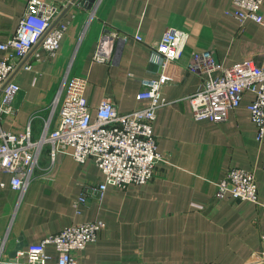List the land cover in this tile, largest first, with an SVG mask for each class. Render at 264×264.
Masks as SVG:
<instances>
[{
	"label": "crops",
	"instance_id": "0c3cea01",
	"mask_svg": "<svg viewBox=\"0 0 264 264\" xmlns=\"http://www.w3.org/2000/svg\"><path fill=\"white\" fill-rule=\"evenodd\" d=\"M28 0H0V41L11 39ZM66 5L60 20L68 26L56 56L41 49L32 69L17 74L20 92L14 112L0 120L3 130L21 132L33 115L34 135L67 77L87 79L86 98L93 111L103 99L122 113L146 107L138 100L141 80L156 77L159 61L152 43L169 27L188 35L183 56L167 64L154 133L159 162L156 176L125 188L108 185L102 198L93 187L106 180L93 158L76 161L60 153L49 169L48 148L25 189H14L13 174L0 170V256L14 261L31 244L71 225L103 221L95 241L79 254V264H249L264 256V137L250 118L247 91L225 122L197 120L191 97L207 75L192 72L193 55L211 51L223 67L246 59H264V25L245 23L228 11L232 0H46ZM63 7V6H62ZM264 16V1L260 10ZM106 30L109 62L94 59ZM140 34L143 41L135 40ZM5 53L0 51V59ZM221 74L216 70L214 75ZM5 94L0 92V106ZM232 168L254 170L259 201L216 197L218 184ZM83 192L88 201L76 206ZM48 264H57L47 244ZM5 264V263H4Z\"/></svg>",
	"mask_w": 264,
	"mask_h": 264
},
{
	"label": "built area",
	"instance_id": "2783aa9c",
	"mask_svg": "<svg viewBox=\"0 0 264 264\" xmlns=\"http://www.w3.org/2000/svg\"><path fill=\"white\" fill-rule=\"evenodd\" d=\"M232 1L228 12L240 23L252 19L264 25V16L260 12L264 0ZM62 6L46 0H28L14 36L0 41V51L5 53L0 59V92L5 94L0 106V120L3 115L14 112L11 103L20 92L19 71L32 69L34 61L40 59L41 49L51 57L59 51L68 28L60 20V13L66 5ZM110 37H116V33L106 30L94 55L95 60H111L105 44ZM134 38L143 41L140 34ZM187 40L185 32L169 27L158 41L152 43V54L159 61L160 72L156 77L141 80L142 88L137 99L148 100L146 107L122 113L113 100L106 98L93 111L85 94L87 79L72 76L64 80L37 137L33 125L39 114L33 115L21 132L6 131L0 125V170L13 174L12 187L26 188L46 148L51 159L49 169L60 153L70 154L80 163L93 158L106 176L104 183L93 187L99 198L103 197L108 185L125 188L132 183L144 184L153 180L158 163L167 162L157 150L153 127L157 110L166 104L161 92L162 80L167 64L183 56ZM189 67L192 72L207 75L202 88L191 97L195 119L227 121L230 111L236 109L244 94L250 91L254 95L248 105L250 118L257 126L258 139H263L264 59L260 64L246 59L223 67L207 50L194 54ZM216 70H221V74L214 75ZM258 194L255 171L232 168L219 182L216 197L222 199L230 195L240 201L258 202ZM87 201V193L83 192L75 204ZM104 226L100 220L71 225L40 243L29 245L14 261L5 262L0 256V264H48L47 244L55 245L57 264H79V254L89 242L99 237ZM249 264H264V256Z\"/></svg>",
	"mask_w": 264,
	"mask_h": 264
},
{
	"label": "water",
	"instance_id": "95a60500",
	"mask_svg": "<svg viewBox=\"0 0 264 264\" xmlns=\"http://www.w3.org/2000/svg\"><path fill=\"white\" fill-rule=\"evenodd\" d=\"M96 0H84V4H87V6L92 7Z\"/></svg>",
	"mask_w": 264,
	"mask_h": 264
}]
</instances>
